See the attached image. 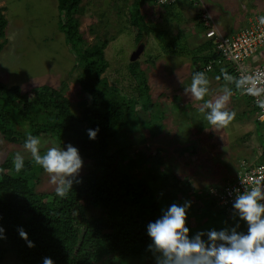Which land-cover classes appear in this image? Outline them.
Masks as SVG:
<instances>
[{"label":"trees","instance_id":"16d2710c","mask_svg":"<svg viewBox=\"0 0 264 264\" xmlns=\"http://www.w3.org/2000/svg\"><path fill=\"white\" fill-rule=\"evenodd\" d=\"M81 2L58 0L66 42L81 65L76 80L88 97L79 100V114L71 110L70 99L63 91L52 85H36L27 90L16 82L0 81V133L6 141L22 145L27 133L39 138L53 136L61 147L72 144L91 163L77 177L81 182L74 183L65 198L57 196L55 190H35L37 175L43 169L32 157L24 158L20 173L13 165L15 155L0 163V227L5 229L6 237L0 239V261L9 255L16 264H43L44 257L53 259L54 264H118L115 260L126 258L152 264L154 256L148 250L152 241L147 225L171 204L183 205L186 201L191 204L187 212L190 236L200 232L199 220L204 231L210 230L204 221L208 215L225 218L234 223L232 227L238 223V230L246 232V223L234 216L232 206H219L208 195L209 186L202 190L188 187L187 181L182 182L173 171H167L171 170V164L165 163L164 147L153 148V153L149 147H135L158 133L153 124L161 118L154 119L158 115L148 111L153 102L143 101L135 109L137 99L119 92L115 85L108 88L103 76L107 69L104 50L108 40L87 42L79 30L77 17ZM145 20L143 17L137 22L136 41L147 30ZM134 24L132 21L131 26ZM6 25L0 7V50L5 43ZM218 57V52L211 51L201 56V64ZM132 64L139 67L137 61ZM196 67L192 74L201 71L199 65ZM213 68L222 79L223 68ZM137 81L148 92L146 77ZM145 111L151 116L141 117ZM159 124L162 129L164 125ZM97 128L96 139H89L88 130ZM194 151L181 147L179 153L194 155ZM200 208L206 211H195ZM93 210H98L97 216ZM21 227L34 247L29 248L20 237Z\"/></svg>","mask_w":264,"mask_h":264},{"label":"rangeland","instance_id":"374dc122","mask_svg":"<svg viewBox=\"0 0 264 264\" xmlns=\"http://www.w3.org/2000/svg\"><path fill=\"white\" fill-rule=\"evenodd\" d=\"M2 1L4 0H0V3ZM131 2L132 0H82L81 13L77 17L80 22L79 30L83 32L89 44L102 42L103 39L110 40L104 50L107 69L103 76L108 88L115 85L119 92L128 93L130 97L137 99L135 109H139L143 101L153 102L148 111L158 115L154 116V119L161 118L159 123L164 125L163 128L160 129V124L153 122V127L158 128L156 130L158 133L135 147H149L151 153L155 147H164L167 150L165 163L171 164V170L167 171L169 173L173 171L172 173L182 182L187 181L190 184L188 187L202 190L210 185L224 182L233 174L232 171L228 173L232 162L238 161L239 158H250L249 160L258 158L255 151L264 148V124L256 119L251 108V99L241 96L234 85H228L234 92L228 109L235 111L236 117L227 128L223 129L213 128L204 119V114L197 111L200 106L194 103L201 105L203 101L193 102L185 95L184 88L189 84L188 80L191 81L190 73L177 61L193 58V63L199 65L201 71L205 72L202 70L204 64H201V56L209 47L211 48L201 26L187 16L188 11L193 14L198 7L186 4L191 7L186 12L183 9L167 17L168 23L165 25L162 23L163 20L155 23L149 19L153 18L151 15H146L154 10L149 0H134L137 2L134 6ZM9 4L18 5L16 8L19 10L17 12L19 17L12 13L14 11L7 13L11 25L8 23L5 27L6 45L3 46L1 51L4 54L0 57V74L6 73V75H0V81L16 82L21 85V89H29L36 85H52L51 87L63 91V94L70 99L71 110L79 114L81 108L78 105L79 100L88 97L76 80L81 74L78 58L70 51L65 36L58 37V34L63 33L64 30L63 15L58 8V0H9ZM220 7L222 11L219 12L224 16L227 15L225 13L228 8H233L226 5V2ZM155 8L159 7L155 6ZM236 9L239 10L240 6ZM220 13L214 11L219 23L222 20L218 15ZM143 17L148 21V23L145 21L148 32L142 35L146 47L138 60L140 61L138 67L132 64L136 60H132L131 55L142 41L141 37L136 41V33L139 26L137 22L142 21ZM231 17L234 18L233 13ZM132 21L136 23L134 27L131 26ZM174 21H179L177 28L181 31L175 30ZM167 25H171L172 28ZM153 30L162 37L156 36V31L152 32ZM157 52L158 56H154L153 54ZM170 54H173L171 58H169ZM141 59H146L147 67ZM195 65L194 68H197ZM217 74L220 76L216 71H206L210 81L206 100H214L221 94V89L225 85L223 77L219 81L216 80ZM36 75L39 77L35 82L32 79ZM144 76L149 86L148 92H145L141 87L142 84L137 81L139 77L141 79ZM180 97H188V100L183 104L177 101L171 105L173 101L175 102L174 98L179 100ZM189 106L191 112L188 110ZM161 110L164 112L160 114ZM148 111L141 114V117L148 118L149 114L151 116ZM40 140L41 152H46L49 147L63 148L53 136H45ZM181 147L186 151L195 150V154L181 155L179 153ZM17 153L22 154L26 159L31 157L22 144L8 142L0 133V163ZM82 160L83 166L79 175L85 173L91 163L84 158ZM35 190L37 192L55 190V186L50 183L49 176L43 170L37 175ZM195 211L201 213L206 210L200 208ZM92 212L93 215H98V210ZM204 221L206 228L216 230L231 228L234 224L227 222L225 218L216 219L211 215L206 216ZM202 223V220L198 221V231H204ZM117 261L118 264H150L147 260L144 263L140 262L139 258L115 260V263ZM15 262L14 258L7 255L0 264H16ZM152 264H155V258H152Z\"/></svg>","mask_w":264,"mask_h":264},{"label":"clouds","instance_id":"9594fccd","mask_svg":"<svg viewBox=\"0 0 264 264\" xmlns=\"http://www.w3.org/2000/svg\"><path fill=\"white\" fill-rule=\"evenodd\" d=\"M152 2L160 7H169L177 3H183V5L188 3L187 1H175L169 4H157L153 0ZM188 4L195 7L190 1ZM258 14L261 13L253 14L249 19ZM196 19L198 21V12ZM249 19L242 28H245L249 24ZM258 22L260 25H264V16H260ZM198 24L204 30L205 36L203 25L200 21H198ZM139 45H143V42H140ZM211 50L215 51L213 47ZM139 56L135 59L137 62ZM207 63L204 64L203 68L205 72L197 71L193 73L191 83L184 88V93L192 100L203 101L199 107V111L204 114V119L208 124L215 129H223L227 128L234 121L236 112L228 109V104L234 92L228 85H234L235 89L242 94L256 97L257 106L261 110H264V73L241 74L239 77H236L234 73L233 76L225 69H221V74L225 81L221 94L214 100H206L205 97L209 95L210 84L206 71L212 70L213 67H219V65H213L211 69L206 70L205 66ZM227 67L231 69L229 65ZM220 79L221 76L216 77L217 81ZM251 103L258 119L256 114L257 106L252 100ZM260 123L262 122L260 121ZM98 132L99 128L95 130L89 129V139L95 140ZM23 146L31 154L33 162L40 166L49 176L50 183L55 186L57 196L65 198L73 188L74 183L81 182L77 177L82 169L83 160L79 150L72 144L69 143L63 148L49 147L42 155L40 151V138L27 133ZM263 153L264 150L256 163L250 164L246 159L240 160L238 168L224 182L237 174L242 162L247 166L264 163L262 158ZM24 162V156L17 153L13 160L17 173H20L24 168ZM222 183L210 186H219ZM190 207L191 204L187 201L183 205L173 203L166 210H162L159 218L154 222H149L147 225V234L152 241L148 246V250L153 253L155 264H264V189L257 186L243 192L239 189L235 190L234 202L232 204L233 214L240 221L246 223V232L239 231L240 225L237 223L231 228L226 227L220 230L213 228L190 236V229L187 226V212ZM4 232L5 229L0 227V239L6 238L3 235ZM18 232L20 237L27 242L29 248L35 246L28 239V235L22 227L18 228ZM43 264H54V261L50 257H44Z\"/></svg>","mask_w":264,"mask_h":264},{"label":"built area","instance_id":"2783aa9c","mask_svg":"<svg viewBox=\"0 0 264 264\" xmlns=\"http://www.w3.org/2000/svg\"><path fill=\"white\" fill-rule=\"evenodd\" d=\"M157 4H169L175 1H190L198 7V21L205 29V38L212 43L215 51L219 53L218 58L208 61L205 66L209 70L213 65H229L234 75L264 73V63L259 65L251 64L255 58L256 51L264 46V25H260L258 18L264 13L254 15L249 19V24L231 36L222 34L213 20V17L204 0H153ZM248 96L257 106L256 97ZM257 117L264 123V110L257 106ZM264 189V163L254 166H247L242 162L237 174L219 186H210L208 194L214 198L219 206L230 208L234 202L235 190L241 192L252 187Z\"/></svg>","mask_w":264,"mask_h":264},{"label":"crops","instance_id":"0c3cea01","mask_svg":"<svg viewBox=\"0 0 264 264\" xmlns=\"http://www.w3.org/2000/svg\"><path fill=\"white\" fill-rule=\"evenodd\" d=\"M122 1V0H121ZM136 1V0H135ZM149 2H151V5H152V7L154 8V10L152 9L151 11H150V13H147L146 15H151L153 18H149L152 22H155V23H159V22H161L162 20H163V22L162 23H168V19L166 20V18L167 17H169V16H171V15H173L174 13H176V12H181V10H185V12H186V10L189 8V7H191L190 5H186V4H184L183 5V3H177V4H175V5H172V6H169V7H160V6H158L159 8H155V4H153V2H152V0H149ZM226 2V5L228 4V6L229 7H233L232 9H230V8H228V10L226 11V13L225 14H227L226 16H224L222 13H220L219 11H222L221 10V7H220V5L221 4H224ZM135 3L136 2H134V0H132V2H131V4L134 6L135 5ZM205 3H206V5H207V7L209 8V11L211 12V15H212V17H213V20L215 21V23H216V26H217V28L219 29V31L222 33V34H224L225 36H229V35H233V34H235V33H237V31L240 29V28H242V27H244V25L246 24V21L249 19V17L251 16V15H253V14H256V13H262V12H264V0H251V2H250V0H205ZM150 4V3H149ZM18 5H11V4H9V0H4V1H2V3H0V7H3V14H4V16H5V18H6V20H7V25H8V23L11 25V20H10V18H8V15L9 14H7L9 11H14V12H12V13H15L16 14V16L17 17H19V14L17 13V12H19V10H17V7ZM237 6H240V9L239 10H237L236 8H237ZM10 8V9H9ZM234 10H236V11H234ZM197 11L198 10H196V11H194L193 12V14H191L189 11L187 12V16L190 18V19H193V21L196 23V24H198V21H197V19H196V17H197ZM214 11H216L217 13H220V14H218L220 17H221V21H220V23H219V19L218 18H216L215 16V14H214ZM232 13H233V15H234V18H232L231 17V15H232ZM169 14V15H168ZM17 20V19H16ZM153 20H156V21H153ZM160 20V21H159ZM146 21V20H145ZM147 23H148V21H147ZM6 25V26H7ZM166 25V24H165ZM173 27H175V30L176 31H181V30H179L178 28H177V25H179V21H177V22H173ZM168 27H170V28H172V26L170 25H167ZM156 30H153L152 32H155ZM148 31L146 30V31H142V35H143V33L144 34H146ZM203 32H204V30H203ZM91 33H92V31H91ZM158 32L156 31V36H160L159 34H157ZM141 35V39H142V41L141 42H143L144 41V38H143V36ZM162 35V34H161ZM58 37H64V34L61 32L60 34H58ZM160 37H162V36H160ZM205 37V36H204ZM138 38V36L136 37V39ZM5 41V40H4ZM61 41H63L64 42V40L61 38ZM110 40H108V42H109ZM148 43V42H147ZM169 43V42H168ZM208 43H209V41H208ZM4 45H6V41H5V43H4ZM146 44H145V42H143V48H142V51H141V53H140V56H139V59L138 60H140V57L142 56V53H143V51H144V48L146 47L145 46ZM210 46H211V42H210ZM212 47L213 46H211V48L209 47V49H207V51H206V55L207 54H210V52L212 51L211 49H212ZM4 48V47H3ZM2 50V49H1ZM0 50V51H1ZM211 50V51H210ZM2 52V51H1ZM0 52V57L4 54V52H2L1 53ZM71 54V53H70ZM204 54V55H205ZM154 56H158V52L157 53H155V54H153ZM171 55H173V54H170L169 55V58H171ZM178 58H180V57H178ZM142 60V59H141ZM169 62H170V60H168ZM138 62H140V61H138ZM154 62H156V60H154ZM153 62V63H154ZM142 63L144 64V66H146L147 67V64H146V59H144V60H142ZM177 63H180V64H182V65H184L185 66V68H186V70H188L189 71V76H190V80H191V78H192V72H193V69H194V63H193V58H188V59H186V60H184V61H181V60H178L177 61ZM262 63H264V46H261L257 51H256V55H255V58L253 59V61H251V64H253V65H259V64H262ZM187 65H188V67H187ZM140 66H141V63H140ZM142 68V67H141ZM148 68H149V66H148ZM220 68H223V69H225L227 72H228V70H230L228 67H227V65L225 64V65H222ZM214 69L215 68H213L212 70H210V71H214ZM142 70H143V68H142ZM147 70V69H146ZM203 70V69H202ZM209 71V72H210ZM231 75H233V72H231L230 73ZM0 75H6V73H2V74H0ZM217 76H219L218 74H217ZM217 76H215V78L217 77ZM234 76V75H233ZM38 77L39 76H37L36 75V77L34 78V79H32V80H34L35 82L37 81V79H38ZM32 80H29V81H32ZM39 81V80H38ZM41 82H43V81H41ZM188 82H189V84H187V86H189L190 85V83H191V81H189L188 80ZM186 86V87H187ZM241 95V94H240ZM241 96H243V95H241ZM241 96H238V98L239 97H241ZM248 98V97H247ZM173 100H175V102L173 101L172 103H171V105H174L175 103H177V101H179L180 102V104H183V103H185V101L186 100H188V97L187 98H185V97H180L179 98V100H177V98H174ZM193 102H195V100H192ZM251 101V100H250ZM195 105H198V106H200V104L199 103H194ZM251 108L253 109V105H251ZM190 112H191V109H190V106H189V109H188ZM254 110V109H253ZM197 111L199 112V113H201L200 111H199V109H197ZM254 115H255V111H254ZM256 116V115H255ZM257 119V118H256ZM188 126H190V124L188 125ZM192 126V125H191ZM250 137V136H249ZM187 138V137H186ZM264 150V148H261V150H258V151H255V155L258 157L257 159H251V160H249L248 158L246 159V160H248V162L250 163V164H252V163H256L259 159H260V156H261V154H262V151ZM242 159H244V158H239V160L237 161L236 160V162H232L230 165H229V168H228V166H225V167H227L228 169H231L230 171H228V173L229 172H234L235 170H236V168H238L237 166L239 165V162H240V160H242ZM235 163H236V166H235Z\"/></svg>","mask_w":264,"mask_h":264},{"label":"water","instance_id":"95a60500","mask_svg":"<svg viewBox=\"0 0 264 264\" xmlns=\"http://www.w3.org/2000/svg\"><path fill=\"white\" fill-rule=\"evenodd\" d=\"M142 46H143V45H139V46L137 47V49L132 53V55H131V59H132V60H135V59L139 56V54H140L141 51H142Z\"/></svg>","mask_w":264,"mask_h":264}]
</instances>
